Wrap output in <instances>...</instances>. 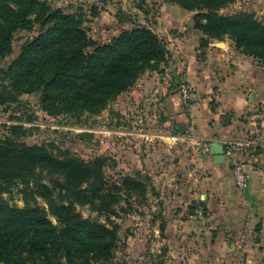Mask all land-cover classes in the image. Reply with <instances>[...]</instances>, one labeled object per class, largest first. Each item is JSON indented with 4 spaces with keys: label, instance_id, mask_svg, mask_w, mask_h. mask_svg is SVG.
Masks as SVG:
<instances>
[{
    "label": "trees",
    "instance_id": "obj_1",
    "mask_svg": "<svg viewBox=\"0 0 264 264\" xmlns=\"http://www.w3.org/2000/svg\"><path fill=\"white\" fill-rule=\"evenodd\" d=\"M169 1L185 9L198 8L197 27L205 35L220 40L227 35L241 53L264 61V22L251 12H218L235 0ZM35 24L38 34L6 68H0V109L21 94L39 92L40 102L50 113L97 111L168 54L166 43L148 26H135L100 44L75 14L41 0H0V63L12 51L15 33ZM208 45L209 38H203L200 47ZM25 131L13 125L10 135L0 138V259L16 264L110 261L119 241V224L111 221L110 227L83 217L76 206L89 204L108 214L118 197L102 174L92 178L86 159L70 150L56 152L52 143L29 144L14 137ZM123 184L146 187L131 176ZM14 187L22 194L23 206H10L3 197ZM203 204L198 200L206 212ZM161 230H165L164 222Z\"/></svg>",
    "mask_w": 264,
    "mask_h": 264
},
{
    "label": "rangeland",
    "instance_id": "obj_2",
    "mask_svg": "<svg viewBox=\"0 0 264 264\" xmlns=\"http://www.w3.org/2000/svg\"><path fill=\"white\" fill-rule=\"evenodd\" d=\"M41 1L61 8L66 14L77 15L89 36L100 44L111 42L115 36L135 26H148L166 43L168 54L157 67L146 68L132 85L97 111L50 113L40 102L39 92L21 94L16 101L0 109V138L10 135L13 125H21L25 133L14 137L29 144L52 143L56 152L70 150L90 163L92 178L102 174L108 188L118 197L114 211L101 214L89 204L76 206L83 217L98 219L110 227L111 221L119 224L114 257L95 264H169V211L181 209L182 203H174V194L169 192V163L177 155L176 148L169 147V85L173 83L179 92L180 62L186 60L177 49L178 41L171 37L179 38L193 31L199 46L203 38H209V43L233 40L227 35L222 40L205 35L197 27L198 8L185 9L169 0ZM242 11L251 12L264 22V0H235L218 10L224 15ZM201 21L204 22V18ZM39 30V25L35 24L31 29L17 31L12 51L1 61L0 68H6ZM127 176L143 182L145 189L128 188L123 184ZM114 184L121 188L114 189ZM176 189L181 190L180 186ZM178 194L183 195L181 191ZM3 197L10 206L24 205L18 187L4 193ZM192 204L193 210L187 209L189 214L199 207L198 203ZM51 218L56 222L55 216ZM163 222L164 232L161 230ZM239 249L244 251L243 246ZM260 249L264 252V248ZM0 264L16 263L0 259Z\"/></svg>",
    "mask_w": 264,
    "mask_h": 264
},
{
    "label": "crops",
    "instance_id": "obj_3",
    "mask_svg": "<svg viewBox=\"0 0 264 264\" xmlns=\"http://www.w3.org/2000/svg\"><path fill=\"white\" fill-rule=\"evenodd\" d=\"M193 33L171 37L186 59L180 62L181 74L199 100L187 104L169 85V147L177 153L169 163V192L174 203L182 202L181 209L169 211V264H264V124L259 128L254 120L264 107V64L241 53L232 41L202 49ZM257 128L263 134L258 149L227 154L226 140H246ZM200 140L209 146L222 143L225 162L216 163ZM237 162L248 177L244 188L236 182ZM198 200L207 211L196 215L199 207L187 213Z\"/></svg>",
    "mask_w": 264,
    "mask_h": 264
},
{
    "label": "built area",
    "instance_id": "obj_4",
    "mask_svg": "<svg viewBox=\"0 0 264 264\" xmlns=\"http://www.w3.org/2000/svg\"><path fill=\"white\" fill-rule=\"evenodd\" d=\"M171 80H173V76H169ZM178 90L181 96L185 101L190 103H195L199 100L198 93L196 89L192 86L190 81L182 76L178 81ZM255 123L257 127L260 128L264 124V107H261L254 116ZM203 140L198 141L199 145H202V150L204 152L210 151V146L208 144H204ZM263 142V134L261 129H256L254 132L249 133L246 140H226V152L229 156L235 155V153L239 150H243L246 148H251L256 150ZM234 174L236 177L237 185L241 188H244L247 185L248 177L244 171L243 165L239 162L234 165ZM198 211V212H197ZM196 211V215H202L204 213L203 208H199Z\"/></svg>",
    "mask_w": 264,
    "mask_h": 264
},
{
    "label": "water",
    "instance_id": "obj_5",
    "mask_svg": "<svg viewBox=\"0 0 264 264\" xmlns=\"http://www.w3.org/2000/svg\"><path fill=\"white\" fill-rule=\"evenodd\" d=\"M210 151L214 154L216 163L225 162V146L220 142H213L210 145Z\"/></svg>",
    "mask_w": 264,
    "mask_h": 264
}]
</instances>
